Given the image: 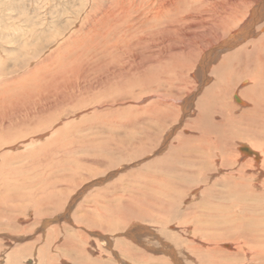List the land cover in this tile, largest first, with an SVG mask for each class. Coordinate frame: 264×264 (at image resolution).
Here are the masks:
<instances>
[{"label":"rangeland","instance_id":"374dc122","mask_svg":"<svg viewBox=\"0 0 264 264\" xmlns=\"http://www.w3.org/2000/svg\"><path fill=\"white\" fill-rule=\"evenodd\" d=\"M263 2L0 0V80L7 82L0 90L7 101L0 107V264H264V189L234 187L240 176L226 180L236 164L217 169L222 159L251 158L261 167L239 150L264 151V119H238L251 107L241 95L250 83L221 96L226 109L221 100L207 109L221 128L217 140L193 123L215 81L212 68L228 51L206 60L232 44ZM226 7L238 10L227 28L214 18ZM85 51L95 61L73 66ZM48 53L53 59L41 63ZM155 61L162 64L153 72ZM59 68L69 70L67 82L51 89L49 74ZM151 72V87L143 88ZM157 100L167 104L158 114Z\"/></svg>","mask_w":264,"mask_h":264},{"label":"bare ground","instance_id":"6f19581e","mask_svg":"<svg viewBox=\"0 0 264 264\" xmlns=\"http://www.w3.org/2000/svg\"><path fill=\"white\" fill-rule=\"evenodd\" d=\"M238 7V6H237ZM241 8V7H240ZM227 11H228V7H226L225 9H224V12L222 13L223 15H221L220 17H218V18H216V15L217 14H215L214 15V13H213V15H214V18H215V20H217V19H222V23H223V25H224V27L225 28H227L226 27V25H228V24H230V23H232L233 22V20H234V18L233 17H230V15H234V13H235V16H236V14H238V13H236V11L238 12V10H235V8L233 9V14H230V13H227ZM89 18V17H88ZM94 18V17H93ZM101 19V18H100ZM264 19V2L263 3H261V4H259V6L257 7V8H255L254 10H252V13H251V15H250V17H249V19L240 27L241 29H240V31L236 34V35H234V39H233V41H232V44L230 45L229 43L227 44V43H225L224 45L223 44H220V46H218L217 48H219L220 47V50H219V52H214V55H213V57H211V58H208L207 60H206V63H208V62H210V64L212 63V61H213V59L214 58H216V57H218L219 55H220V53L221 52H225V51H228V52H226L225 54H223V56H221L220 57V63H219V65H217V66H214L213 68H212V75H214V77H215V81L213 82V84L211 85V87L209 88V89H206V91H205V95H204V97H203V99H202V101L200 102V103H198L199 104V108H200V112H199V114H198V117H197V119H195V121L193 122V123H197L198 124V131L200 130V128H201V136L203 137V135H205V134H208L209 136H213V133H214V136H213V140H217V138L219 137H217V133L219 132V130L221 129L220 128V125L218 124V123H216V122H214L213 121V117L210 115V114H208V110L207 109H212L213 108V106H216L218 103H219V101L221 100V103L220 104H218L219 105V107H220V110L222 111V110H224V108H225V104L223 103V97H221V96H229L230 95V92H231V94L234 92V91H236L237 89H236V87L239 85V83H241V82H244L245 83V81L247 82V83H250L249 85V87L248 88H246V89H244V90H242L241 91V95L244 97V98H246L247 100H249V101H251L252 102V104H251V107H249V108H247V109H245L244 111H242V113H241V116L240 117H238V119H239V121H245V123H248V124H250V123H259V119H264V97H263V100H257L256 98H255V96L258 94V91H259V89H263V91H264V24H261V25H259V23L262 21ZM91 22V21H90ZM238 26V25H237ZM257 28V29H256ZM255 29H256V31H258V33L256 34L255 33ZM107 35V34H106ZM129 35V34H128ZM104 36V35H103ZM102 36V37H103ZM259 36V37H258ZM72 37V36H71ZM76 37V36H75ZM252 37H257V38H252ZM107 38V37H106ZM106 38H104L105 40H103V42H105L106 41ZM120 40V39H119ZM119 40H117L116 39V41H114L115 42V45L117 46V47H119V43L121 42V41H119ZM109 41V40H108ZM112 41V40H111ZM110 41V42H111ZM68 43H70V38L69 39H67L66 41H64V42H62L60 45H59V47H58V49H67L68 48ZM74 43V42H73ZM106 44V43H105ZM73 45V44H72ZM103 45V44H102ZM111 45V51H112V53H113V51H115L116 49H115V47L114 46H112L113 44L111 43L110 44ZM144 46V45H143ZM102 47V49H101V51L102 52H104V53H106V51H107V49H105V47L106 48H108L109 46H106V45H103V46H101ZM114 48V49H113ZM110 48H108V50H109ZM119 49V48H118ZM83 51V50H82ZM47 53V52H46ZM89 52H87V51H85V52H83L82 54H80L78 57H77V61H76V63L73 65V66H77L78 65V62L80 61V62H84V61H86V60H91L92 62H94L95 60H93V59H87V55H89L88 54ZM186 54V53H185ZM188 55V57H190V58H187V59H189V60H192V56H193V54H187ZM101 53H100V51L96 54V58L97 59H99V60H102V58H101ZM147 56V55H146ZM206 56H207V54H206ZM205 56V57H206ZM104 57V56H103ZM106 57V56H105ZM53 59V57L51 56V53H48V55L47 56H45V58L43 59V60H41L40 62L41 63H47V62H49V60L51 61ZM96 59V60H97ZM181 59V58H180ZM183 60V59H182ZM215 60V59H214ZM218 60V59H217ZM148 61H154V60H148ZM184 61V60H183ZM99 62V61H98ZM101 62V61H100ZM156 63H158V65H157V67L155 68V69H153V72H155L156 71V69H158L159 67H160V65L162 64V62L161 61H155ZM160 62V63H159ZM214 62V61H213ZM58 62H56V64H57ZM39 64V63H38ZM55 64V61H54V63H53V66L54 65H56ZM209 64V65H210ZM40 65V64H39ZM98 64H95V63H93L92 64V67L93 68H97L98 69V66H97ZM170 66V65H169ZM188 66V65H187ZM206 64H202V69H205L206 68ZM38 67V66H37ZM36 67V68H37ZM34 70V69H33ZM36 70V69H35ZM71 71V70H70ZM153 72H151L150 74H149V79H148V81H146L145 83H143V85H142V87L143 88H149V87H151L149 84L152 82V80L150 79V77L151 76H153L152 75V73ZM5 73V72H4ZM68 73H69V70L67 69V68H64V69H62V68H59L58 70H56V71H54L53 73H52V75L51 74H49L50 75V81H49V85L48 84H46L48 87L50 86V88L52 89V88H57V87H59V83L60 82H62L61 83V85H60V87H63L64 86V84H65V82H67V75H68ZM117 73V74H116ZM8 74V73H7ZM113 74H116V75H118L121 79H122V81L123 80H125V78L127 77V75L128 74H126L125 72H121V71H114L113 72ZM1 76V75H0ZM13 75H11V77H12ZM53 76V77H52ZM57 76H60L61 77V79L62 80H59V81H57V79H56V77ZM111 76V75H110ZM112 76H114L115 77V75H112ZM134 76V75H133ZM15 77V76H14ZM14 77H12V81H14L13 79H14ZM131 77V83H138V84H142V82L140 83V82H137L139 79L138 78H136L137 80H133L135 77H132V76H129L128 75V78H130ZM6 81V80H5ZM10 81V80H9ZM8 81V82H9ZM34 82V81H33ZM44 82V81H43ZM6 83L7 82H2L1 80H0V90H2V88H4L5 89V86H6ZM14 83V82H13ZM43 84V83H42ZM59 84V85H58ZM29 85V84H28ZM114 85H116V84H114ZM2 86V87H1ZM41 86V85H40ZM40 86H38L37 88H39ZM44 88V87H43ZM45 89V88H44ZM46 89H48V88H46ZM3 91V90H2ZM44 91V90H43ZM54 91V90H53ZM42 92V91H41ZM47 92V91H46ZM49 92V91H48ZM260 92V91H259ZM13 93V92H12ZM18 93V92H17ZM40 93V92H39ZM260 93H262V92H260ZM2 93H0V107L3 105V106H5L6 105V103L5 102H7L6 101V98H5V96H3V95H1ZM6 95H8V94H6ZM10 95V94H9ZM20 95V94H19ZM11 97H12V94L10 95ZM16 96V95H15ZM14 96V97H15ZM262 96V95H261ZM8 97V96H7ZM10 97V98H11ZM13 98V97H12ZM160 98V97H159ZM172 98V100H174L175 98L174 97H171ZM234 98V97H233ZM235 98H236V100H238V97L237 96H235ZM161 99H163V98H161ZM219 99V100H218ZM216 100V101H215ZM15 101V100H14ZM11 102V101H10ZM157 102H158V107L157 108H154V111H156V109H159L158 111H157V114L158 113H161V111H163L162 110V107H166L165 105H167L164 101H162V100H157ZM167 102V101H166ZM213 103V104H212ZM14 104V103H13ZM212 104V105H211ZM15 105V104H14ZM232 105V104H231ZM162 106V107H161ZM206 107V109H205V107ZM234 107L235 108H237L235 105H232L231 107H230V109L232 110V109H234ZM12 108H14V107H12ZM3 109V108H2ZM16 109V108H15ZM226 109V108H225ZM227 109H228V107H227ZM229 109V110H230ZM6 110H7V108H6ZM10 110H11V107H10ZM3 111H4V109H3ZM7 112V111H6ZM13 113L12 111H9V113ZM16 112V111H15ZM146 112V111H145ZM149 112V111H148ZM230 112V111H229ZM5 113V112H4ZM152 113H153V111H152ZM156 113V112H155ZM14 114V113H13ZM6 115H8V114H6ZM10 116V115H9ZM0 117H3V116H1L0 115ZM163 117V116H162ZM229 117V116H228ZM7 118H8V116H7ZM11 118H12V116H11ZM3 119H4V117H3ZM2 120V119H1ZM13 120V119H12ZM159 120V119H158ZM162 120V119H161ZM261 120V121H262ZM238 121V122H239ZM263 122V121H262ZM261 122V123H262ZM5 124V120H2V124ZM13 123V122H12ZM201 123L203 124V126L205 127L204 129H202V127H199V125H201ZM2 124H0L1 126H4V124L2 125ZM264 124V123H263ZM12 125V124H11ZM10 125V126H11ZM15 125V124H14ZM9 127V126H8ZM219 127V128H218ZM263 127H264V125H263ZM13 128V127H12ZM12 128H10V130H12ZM0 129L2 130L3 128H1L0 127ZM14 129V128H13ZM260 129H261V127H260ZM263 129V128H262ZM9 129H8V131H10ZM264 130V129H263ZM12 131H14V130H12ZM197 131V130H196ZM4 132V131H3ZM11 132V131H10ZM9 132V133H10ZM250 132L251 131H249L248 133H247V135H251L250 134ZM1 133V132H0ZM5 133V132H4ZM8 133V132H7ZM9 133H8V135H9ZM15 133V132H14ZM239 133V132H238ZM3 134V133H2ZM1 134V135H2ZM216 135V136H215ZM242 137H245V136H247L246 135V132L245 133H243V134H240ZM5 136V135H4ZM4 136H3V138H4ZM200 136V137H201ZM238 136V135H237ZM258 136H260L259 134H258ZM197 137H199V136H197ZM248 137V136H247ZM246 137V138H247ZM0 138H1V136H0ZM194 138H196V137H194ZM240 138V137H239ZM245 138V139H246ZM212 139V138H211ZM3 140V139H2ZM195 140V139H194ZM193 140V141H194ZM203 140V139H202ZM206 140V139H205ZM210 140V138H208V141ZM228 140V139H227ZM191 141V140H190ZM2 142V141H1ZM181 142H183V140L181 141ZM194 142H196V144L197 145H200L199 144V142H200V140H196V141H194ZM184 143V142H183ZM202 143V142H201ZM204 143V142H203ZM220 143H221V141H220ZM181 145V144H180ZM177 146V145H176ZM201 146V145H200ZM211 146H214L215 147V150L217 151V150H219L220 149V146H215V145H211ZM172 147V146H171ZM178 147V146H177ZM194 147H196V146H194ZM182 149H183V147H181ZM200 148V147H199ZM173 149H177L179 152L181 151V150H179L180 149V146H179V148H175V147H173ZM173 149H172V151H173ZM195 149H197V148H195ZM214 149V148H213ZM204 150H206V149H204ZM211 150V149H210ZM239 150L241 151V152H244V153H246V154H248V156H250V157H253L254 159H256V160H259L260 159V162H255V166H259L260 165V163H261V167H259V168H256V167H254V163H253V161L251 160V158H249V160L247 161V162H245V163H241V162H235V163H231V161H230V164H229V161L228 160H226V159H222L221 160V163L219 162V164H218V167H217V169H220V168H225V167H228L229 166V168H228V170L230 169V167H234V169L237 167V169L235 170V172H228L229 174H226L227 175V177L231 174V176H234V177H241V178H239L238 179V183H234V180H230V176L228 177V178H226V180H230V181H232L235 185H234V187H237V186H239V187H243L244 186V188H246V186H249L250 188H259V189H256V190H260V189H264V183H263V185H262V183L260 184V183H258V181H260L261 179H262V177L264 176V160L262 161V156H264V151L263 152H261V153H258L257 151H256V149L254 150V149H252L251 147H248V146H246V145H242L240 148H239ZM176 151V150H175ZM209 152V151H208ZM260 152V151H259ZM172 153V152H171ZM170 153V154H171ZM177 153V152H176ZM176 153H174L175 155H176ZM262 155V156H261ZM201 156V155H200ZM217 156V155H216ZM218 156H220V154L218 155ZM231 156V155H230ZM175 157V156H174ZM203 157V156H202ZM201 157V158H202ZM243 158H246V157H244L243 156ZM264 158V157H263ZM213 159V158H212ZM234 159V158H233ZM175 160V159H174ZM187 160V159H186ZM171 161V160H170ZM169 161V162H170ZM219 161V160H218ZM214 162V161H213ZM218 163V162H217ZM160 164V163H159ZM234 164H236L235 166H233ZM175 165V164H174ZM158 166V165H157ZM159 167V166H158ZM177 167V166H176ZM176 167H175V169H176ZM172 169V168H171ZM188 170V169H187ZM231 170V169H230ZM247 171H251V174H249V176L247 177ZM167 172V171H166ZM189 172V171H188ZM165 173V172H164ZM171 173H172V171H171ZM179 173V172H178ZM183 173V172H182ZM166 174V173H165ZM172 175V174H171ZM202 175V174H201ZM174 176V175H173ZM202 178H205V177H202ZM174 179V178H173ZM179 179V178H178ZM205 179H207V178H205ZM224 179V178H223ZM246 179L247 180H250V179H254V180H257L256 182H254L255 184H253V181L254 180H250L251 182H248L247 183V181H246ZM225 180V179H224ZM198 181H200V182H202L203 181V179H199ZM264 181V180H263ZM204 183V182H203ZM181 184V183H180ZM214 185H215V183H214ZM229 186V185H228ZM170 187V186H169ZM249 187H247L246 189H249ZM245 189V190H246ZM212 191H214V189L212 190ZM233 191V190H232ZM209 192V191H208ZM252 192L254 193L252 196H258V197H262V196H260L259 194H257V192H255V191H253L252 190ZM183 193V192H182ZM261 193V192H260ZM263 193V192H262ZM165 195V194H164ZM181 195V194H180ZM250 195H251V192H250ZM222 198V197H221ZM62 199V198H61ZM244 200V199H243ZM253 201V200H252ZM248 202V201H247ZM203 203V202H202ZM201 203V204H202ZM252 203V202H251ZM253 203H254V201H253ZM263 203V202H262ZM200 204V205H201ZM220 204V203H219ZM262 205V204H261ZM238 207V206H237ZM260 207V206H259ZM262 207H263V205H262ZM197 208V207H196ZM223 209V208H222ZM258 211V210H257ZM260 212H261V210H260ZM127 213V212H126ZM236 213V212H235ZM256 213V212H255ZM258 213V212H257ZM256 213V214H257ZM264 213V212H263ZM254 215V214H253ZM262 216H263V214H261ZM109 216V215H108ZM260 216V215H259ZM225 217V216H224ZM251 218V217H250ZM259 218V217H258ZM257 219V218H256ZM233 220V219H232ZM245 220V219H244ZM248 220V219H247ZM261 221H263V220H261ZM260 221V222H261ZM259 222V221H258ZM245 223V222H244ZM237 224V223H236ZM259 224V223H258ZM240 225L238 224V227H239ZM244 226V225H243ZM254 226H255V223H254ZM112 227V226H111ZM211 227V226H210ZM229 227V226H228ZM226 225H225V227H224V229L226 230V231H228V229L230 228H228ZM233 227H235L236 228V226H233ZM241 227V226H240ZM199 227H196V229H198ZM214 228H217V227H214ZM243 228V227H242ZM233 229V228H232ZM232 229H229L230 231L232 230ZM246 229V228H245ZM213 230V229H212ZM236 230V229H235ZM243 229H241V231H242ZM223 235V234H222ZM229 238V237H228ZM241 238V237H240ZM225 239V238H224ZM212 240V239H211ZM232 240H234V239H232ZM224 241V240H223ZM214 242H219L218 241V239H215V241ZM263 243V242H262ZM213 244H215V243H213ZM230 244H225V248H227V249H230L231 248V246H229ZM238 246V245H237ZM245 247V246H244ZM244 247H241V250H243V248ZM235 248V247H234ZM223 248H216L215 249V251L214 250H212V251H214V252H222V251H224V250H222ZM237 249V248H236ZM238 249H239V247H238ZM261 250V249H260ZM225 253H227V251L225 252ZM233 254V253H232ZM248 254H250V253H248ZM247 256V255H246ZM216 257V256H215Z\"/></svg>","mask_w":264,"mask_h":264}]
</instances>
